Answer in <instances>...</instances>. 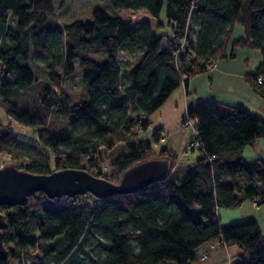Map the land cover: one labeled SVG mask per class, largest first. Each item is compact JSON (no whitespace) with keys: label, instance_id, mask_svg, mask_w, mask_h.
Returning a JSON list of instances; mask_svg holds the SVG:
<instances>
[{"label":"trees","instance_id":"16d2710c","mask_svg":"<svg viewBox=\"0 0 264 264\" xmlns=\"http://www.w3.org/2000/svg\"><path fill=\"white\" fill-rule=\"evenodd\" d=\"M109 4L147 11L156 32L147 21L135 27L101 9L93 11L92 21L60 24L55 0H0V108L34 129L54 152L52 158L0 121V154L34 174L84 168L114 181L155 158L168 159L170 170L141 190L105 199H51L37 192L22 205H1L8 226L7 256L0 264H82L86 258L89 264H195L194 250L219 238L239 249L230 264H264V235L255 219L225 227L219 221L220 208H237L248 199L264 202V161L242 156L247 145L264 139V115L223 103L191 110L203 156L180 182L174 179L176 154L155 149L160 131L140 137L148 117L178 86L208 71L213 61L234 57L238 48L259 50L262 60L246 80L264 96V0ZM165 24L172 35L157 33ZM164 38L166 51L160 54ZM131 51L139 56L125 66L119 56ZM75 61L83 89L73 102L63 85L74 79ZM120 143L124 151L110 163L112 171L104 172V158ZM24 154L28 161L19 162Z\"/></svg>","mask_w":264,"mask_h":264},{"label":"crops","instance_id":"0c3cea01","mask_svg":"<svg viewBox=\"0 0 264 264\" xmlns=\"http://www.w3.org/2000/svg\"><path fill=\"white\" fill-rule=\"evenodd\" d=\"M236 34L239 36L243 33L239 30ZM251 55H255L257 59L253 64L250 62ZM261 60L259 50L247 47L236 49L234 57L216 60V68L192 77L187 85L178 86L168 99L148 117L150 124L145 132L147 133L145 134L146 137H150L153 132L159 130L160 143L173 138L181 140L182 144L188 147L191 133L182 124L189 117L188 114L191 110L211 103L243 107L253 114L255 112L249 106L256 103L260 110H263L260 112H264V96L255 91L246 80L247 73L255 71ZM6 117L9 116L6 114ZM142 133L144 132L140 134ZM251 145L263 150L262 157L258 158L264 161V142L257 139ZM159 147L156 145L155 149L158 150ZM166 148L172 152L168 147ZM202 156L203 153L201 152V156L196 157L195 160L190 159L186 169ZM250 160H254V158L248 159V161ZM243 204L245 207L242 206ZM241 206V209L226 208L232 210L220 208L219 221L221 226L225 227L234 222L253 218L257 221L264 235V202L255 205L252 200L248 199L238 207ZM238 253L237 247H228L222 243L220 238L215 239L194 250L195 264H230ZM204 254L207 257L203 260Z\"/></svg>","mask_w":264,"mask_h":264},{"label":"water","instance_id":"95a60500","mask_svg":"<svg viewBox=\"0 0 264 264\" xmlns=\"http://www.w3.org/2000/svg\"><path fill=\"white\" fill-rule=\"evenodd\" d=\"M167 39L161 42L159 53L166 51ZM170 162L155 158L137 163L124 171L115 182L93 175L84 168H65L49 174H34L11 164L0 167V206L24 204L30 196L44 192L49 198L91 194L105 199L117 194L141 190L168 174ZM8 224L0 212V260L7 256L3 231Z\"/></svg>","mask_w":264,"mask_h":264},{"label":"rangeland","instance_id":"374dc122","mask_svg":"<svg viewBox=\"0 0 264 264\" xmlns=\"http://www.w3.org/2000/svg\"><path fill=\"white\" fill-rule=\"evenodd\" d=\"M95 9H101V10L106 11L109 15L119 16L125 20H131L135 27H139L144 21H147L151 24L153 31L155 30V21L151 18V16L145 10L133 11L129 9H113L109 4V0H55V15H56L57 21L60 24L70 23L78 19L84 20V21H92L93 11ZM164 13L165 11L163 10V14L161 17L162 20H164V16H165ZM157 33L158 34L165 33V34L172 35L171 29L166 24L165 26L160 27ZM138 56H139V51H134V52L131 51V52H125L124 54H121V56H119V59L121 58L122 60H124V62L123 61L122 62L125 66H129V62L135 61L138 58ZM256 61H257L256 56L251 55L250 62L253 64ZM74 66L76 67L75 77L74 79L69 80L66 83H64L63 90L68 95H70L71 100L73 102H76L79 100V97L83 89V84H82L83 71L80 68L78 61L74 62ZM249 107L253 112H255L256 115H260V116L264 115V112H260L263 110H260V107L258 106V104L254 103L253 105ZM0 121L4 124H7L10 122L14 130L16 131L17 135L23 136L22 138L25 137L35 142L42 151H44L51 157L54 154V152L50 148L42 144V142L39 140L34 129L23 127L19 125L18 123L14 122L11 118L6 117V113L1 108H0ZM145 134L147 133L144 132L140 134V136L146 137ZM258 140L264 142L263 138H260ZM159 146H160L159 149L168 147L173 153L176 154L178 158V166L176 167L175 172H174V179L178 182L181 181L182 176L186 172L187 170L186 165L189 162V160L190 159L195 160L196 157L201 156L200 150L194 149V151H192L188 147L183 145L181 140H175L173 138H169L167 141H164L163 143L161 142ZM122 151H124V148L122 144L120 143L117 145L116 149L112 152L113 155L106 156L104 158L106 163L101 165V168L104 172L110 173L112 171L111 170L112 168L109 167V165L114 160L116 155L120 154ZM262 154H263L262 149L260 150L258 147L247 145L243 150L242 156L245 160H248V159H253V158L257 159L258 157H262ZM26 158H28V156H26L25 154L22 155L20 158L21 160H19V162L28 161L26 160ZM15 163L16 162L13 159L9 158L8 156L0 154V167L11 165V164L14 165ZM54 168H55V164L52 161L51 169H54ZM113 179L115 182L119 180L115 176L113 177ZM95 201L96 199L93 198L92 200L89 201V203L91 204V202H95ZM244 204H248V203H244ZM244 204L242 205L243 207H245ZM242 206L237 207L236 209H239V208L241 209ZM222 210H232V209L223 208ZM97 252L98 250L95 251V253ZM82 262H83L82 264H89V261L87 260V258L84 259Z\"/></svg>","mask_w":264,"mask_h":264},{"label":"built area","instance_id":"2783aa9c","mask_svg":"<svg viewBox=\"0 0 264 264\" xmlns=\"http://www.w3.org/2000/svg\"><path fill=\"white\" fill-rule=\"evenodd\" d=\"M216 65H217L216 62L213 61L209 65V69H214L216 67ZM261 80H262V78L260 77L259 82H261ZM196 121H197L196 117H188L186 119V121L183 123V126L189 128L192 132V139H191V144L189 145V148L199 149V148L203 147V143L200 142L198 140V137H197L198 132L196 129ZM259 201H260L259 199H256L255 201H253V203L255 205H257ZM206 257H207V255L204 254L202 259L204 260V259H206Z\"/></svg>","mask_w":264,"mask_h":264}]
</instances>
